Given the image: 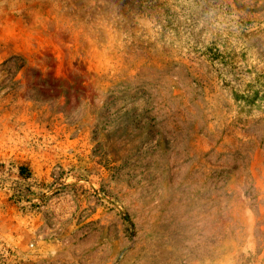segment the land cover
Returning a JSON list of instances; mask_svg holds the SVG:
<instances>
[{
	"label": "rangeland",
	"instance_id": "374dc122",
	"mask_svg": "<svg viewBox=\"0 0 264 264\" xmlns=\"http://www.w3.org/2000/svg\"><path fill=\"white\" fill-rule=\"evenodd\" d=\"M193 1L0 0V264H264V0Z\"/></svg>",
	"mask_w": 264,
	"mask_h": 264
},
{
	"label": "trees",
	"instance_id": "16d2710c",
	"mask_svg": "<svg viewBox=\"0 0 264 264\" xmlns=\"http://www.w3.org/2000/svg\"><path fill=\"white\" fill-rule=\"evenodd\" d=\"M139 10H144V9H148V8H152L154 6L157 5V0H135ZM196 0L193 1V3H195ZM196 4V3H195ZM215 54L217 55V52H215ZM241 98H244L246 100H248L249 96H241ZM254 99V97L252 98V100Z\"/></svg>",
	"mask_w": 264,
	"mask_h": 264
}]
</instances>
